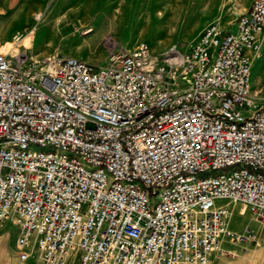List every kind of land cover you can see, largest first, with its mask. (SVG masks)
<instances>
[{
    "label": "built area",
    "instance_id": "built-area-1",
    "mask_svg": "<svg viewBox=\"0 0 264 264\" xmlns=\"http://www.w3.org/2000/svg\"><path fill=\"white\" fill-rule=\"evenodd\" d=\"M29 34L0 44V224L16 226L19 262L209 264L221 239L252 240L222 203L264 225V89L245 53L264 0L182 54L138 42L100 65L26 61Z\"/></svg>",
    "mask_w": 264,
    "mask_h": 264
},
{
    "label": "rangeland",
    "instance_id": "rangeland-1",
    "mask_svg": "<svg viewBox=\"0 0 264 264\" xmlns=\"http://www.w3.org/2000/svg\"><path fill=\"white\" fill-rule=\"evenodd\" d=\"M6 1V2H4ZM0 0V42L29 30L18 52L26 61L67 55L100 65L108 51L130 49L145 43L155 55L173 50L185 52L209 23L233 31L234 21L250 0ZM85 29L89 32L84 33ZM6 46V42H2ZM260 50V48H259ZM250 89L255 88L249 82ZM221 204L222 202H217ZM227 209L226 228L250 233L230 244L256 246L264 237V225L236 204ZM16 226L9 220L0 227V254L15 252ZM225 245V241H222ZM34 257L35 254H32ZM28 258L30 263L33 258ZM1 264V263H0Z\"/></svg>",
    "mask_w": 264,
    "mask_h": 264
},
{
    "label": "crops",
    "instance_id": "crops-1",
    "mask_svg": "<svg viewBox=\"0 0 264 264\" xmlns=\"http://www.w3.org/2000/svg\"><path fill=\"white\" fill-rule=\"evenodd\" d=\"M14 2L15 0L9 1L10 4H13ZM0 11H2V8H0ZM4 36L6 35L0 34V39H2ZM7 40L8 39H5L3 41ZM3 41H1L0 44ZM259 48L260 50H258L256 54H253L250 51H246L245 53L252 57L249 67V82L253 85H257L256 87L264 89V35L261 37ZM222 204L228 205L226 202H223ZM2 223L0 224V227ZM222 241H225V245H222ZM259 241L260 242L258 245L253 246L249 244H230L227 240L221 239L220 249L228 254L212 252L209 256V264H264V237L259 239ZM13 246L15 252L10 255H6L1 251V264H40L36 258L34 259V257H31L33 259L30 263H27L28 259L23 262H19L16 258L17 249L14 245V241Z\"/></svg>",
    "mask_w": 264,
    "mask_h": 264
},
{
    "label": "bare ground",
    "instance_id": "bare-ground-1",
    "mask_svg": "<svg viewBox=\"0 0 264 264\" xmlns=\"http://www.w3.org/2000/svg\"><path fill=\"white\" fill-rule=\"evenodd\" d=\"M27 38H29V35H25V36H23L22 39H21L22 42H24Z\"/></svg>",
    "mask_w": 264,
    "mask_h": 264
}]
</instances>
